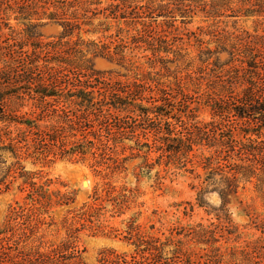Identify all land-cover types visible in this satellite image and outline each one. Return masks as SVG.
Masks as SVG:
<instances>
[{
    "label": "trees",
    "instance_id": "1",
    "mask_svg": "<svg viewBox=\"0 0 264 264\" xmlns=\"http://www.w3.org/2000/svg\"><path fill=\"white\" fill-rule=\"evenodd\" d=\"M98 14L103 20L94 24ZM197 14L206 20L232 18L233 26L252 19L254 26L252 31L199 29L191 33L199 46L197 55L184 59L187 53L176 44V21L189 23ZM11 17L20 29L11 27ZM157 17L162 19L157 22ZM108 18L115 21V30L105 34L111 28ZM47 23L61 27L51 40L36 31ZM4 28L9 29L7 35ZM81 31L109 39L100 45L91 41L95 55L124 59L126 48L147 46V63L158 67L154 74L169 71L167 62L175 61L174 81L162 84L150 72L138 73L131 63L125 69L134 72L133 79L102 78L87 63L90 58L77 62L71 57L82 44ZM201 34L210 35L213 48H200ZM185 65L186 73L178 75ZM150 81L158 102L140 107L132 96L151 86ZM21 94L29 97L33 118L17 114L24 105ZM201 106L208 108L209 121H197ZM135 116L154 120L153 141L145 143L144 153L154 148L158 158L184 166L194 146L209 151L199 162L204 171L196 192L199 205L212 191L223 206L247 183L264 200V0H0V193L21 179L19 189L29 191L33 205L40 204L46 183L35 181L37 172L24 163H42L49 154L89 156L91 166L102 167L95 170L104 177L121 169L123 160L114 155L120 138L110 130L115 126L121 133L125 120ZM16 212L14 208L11 215ZM259 227L264 229V222ZM41 246H19L11 252L0 243V259L7 257L2 264H86L72 240L44 250ZM108 251L96 264H139L135 256L127 259Z\"/></svg>",
    "mask_w": 264,
    "mask_h": 264
},
{
    "label": "rangeland",
    "instance_id": "2",
    "mask_svg": "<svg viewBox=\"0 0 264 264\" xmlns=\"http://www.w3.org/2000/svg\"><path fill=\"white\" fill-rule=\"evenodd\" d=\"M161 19L157 17V22ZM100 20L103 15L98 14L93 23ZM106 20L111 28L105 34H109L115 30L116 23L110 18ZM217 20L220 21L215 22ZM232 21L225 17L206 20L202 14L195 15L189 23L176 21L179 27L176 44L187 53L184 59L197 55L199 46L191 33L196 34L199 29L207 32L236 27L252 31L254 26L252 19L238 20L235 26ZM9 24L13 29L21 28L12 17ZM60 30L54 23L36 28L46 40H51ZM2 31L7 35L9 29ZM79 36L82 44L71 51L72 59L81 62L90 58L87 63L100 71L104 79L121 82L133 79L134 72L125 69V65L131 63L138 66V73L150 72L160 83L174 81L176 62H167L169 71L154 74L158 67L153 69L147 63V56L151 55L147 46L128 47L125 58L120 59L116 54L111 57V54L91 53L95 50L91 41L98 45L109 41L101 33L81 31ZM200 37L204 41L200 48L214 47L210 35ZM220 57L223 59L225 54ZM188 66H183L178 75H184ZM150 84L132 96L140 107L158 102L154 82ZM21 95L25 98L24 105L17 114L25 113L23 118H33L29 114V97ZM196 115L197 121L206 122L211 118L208 108L202 106ZM135 118L125 120L121 133L116 132L115 126L111 128V134L120 138L114 155L123 160V167L105 177L96 171L102 167L91 166L90 157L80 154H49L35 165L26 161V169L37 172L34 180L46 183L43 185L46 196L40 204L33 205L29 191L19 189L21 179L12 181L9 188L0 193V243L12 252L19 246L28 249L41 244L44 250L72 240L86 264H96L108 250L127 259L135 256L139 264H264V229L259 227L264 222V200L253 185L247 183L223 206L218 194L208 191L199 205L196 192L204 175L199 162L209 151L194 146L184 166L176 161L168 162L166 157L158 158L154 148L144 153L145 143L153 141L154 120ZM39 123L45 121L39 120ZM3 124L0 122V127ZM14 208L17 212L11 215ZM151 244L157 248L149 249ZM138 248L144 252H138ZM143 254L146 258L141 257ZM1 258L2 264L7 257L2 255Z\"/></svg>",
    "mask_w": 264,
    "mask_h": 264
}]
</instances>
